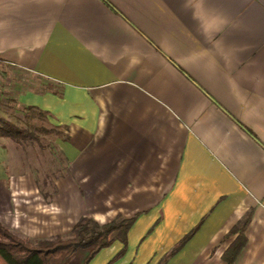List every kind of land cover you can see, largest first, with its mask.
<instances>
[{"label": "crops", "instance_id": "crops-1", "mask_svg": "<svg viewBox=\"0 0 264 264\" xmlns=\"http://www.w3.org/2000/svg\"><path fill=\"white\" fill-rule=\"evenodd\" d=\"M0 65L63 160L46 198L0 146L6 228L133 219L89 264H227L241 236L264 264V0H0Z\"/></svg>", "mask_w": 264, "mask_h": 264}, {"label": "trees", "instance_id": "trees-1", "mask_svg": "<svg viewBox=\"0 0 264 264\" xmlns=\"http://www.w3.org/2000/svg\"><path fill=\"white\" fill-rule=\"evenodd\" d=\"M27 110L37 113L40 121L48 122L45 112L33 108ZM2 123L4 125L2 132L8 137L14 138L20 144L29 140L30 143L37 145L42 150L46 148L42 136L52 135L54 139L60 136L55 127L48 130L44 126L28 125L27 129L21 130L8 122ZM53 149L56 153L55 160L60 161L58 168H55V173L61 176L62 156L55 146ZM46 177L43 179L44 186L42 188L47 186L51 178ZM41 192L46 198L49 196L45 191L42 190ZM132 223L133 219L117 218L108 224L101 225L91 218H82L74 226L69 238L58 236L52 239H21L12 234L0 222V264H89L101 250L111 246L115 241L124 244V248L116 256L119 258L126 252L127 232ZM244 225L240 227V230L244 228ZM243 245L244 237L241 236L240 240L225 255L227 264L233 263ZM176 250L178 248L170 254Z\"/></svg>", "mask_w": 264, "mask_h": 264}, {"label": "rangeland", "instance_id": "rangeland-1", "mask_svg": "<svg viewBox=\"0 0 264 264\" xmlns=\"http://www.w3.org/2000/svg\"><path fill=\"white\" fill-rule=\"evenodd\" d=\"M17 75L0 65V146L6 147L3 157L8 168L7 171L10 174L18 175L34 174L40 180L47 178L46 176L57 177L59 174L55 173V168H58L60 161L54 158L56 153L53 151L54 138L52 135L42 136L43 144L46 147L42 150L37 145L30 143L29 140L23 141L22 145L2 132L4 126L2 122H8L21 130L27 129L28 125L44 126L48 130L51 129L48 122L40 121L37 113L24 110L18 105L14 88V85L20 80ZM42 187L41 190L45 192H51L53 189L52 186ZM10 232L14 234V232ZM14 235L21 238L16 234ZM70 236L71 233L62 237L69 238Z\"/></svg>", "mask_w": 264, "mask_h": 264}]
</instances>
